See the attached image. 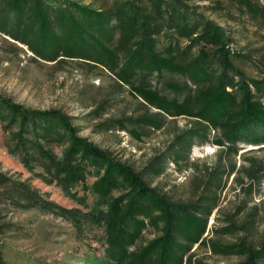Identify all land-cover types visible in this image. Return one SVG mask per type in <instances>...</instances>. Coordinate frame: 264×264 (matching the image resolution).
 <instances>
[{
    "label": "trees",
    "instance_id": "trees-1",
    "mask_svg": "<svg viewBox=\"0 0 264 264\" xmlns=\"http://www.w3.org/2000/svg\"><path fill=\"white\" fill-rule=\"evenodd\" d=\"M203 7L228 24L246 17L263 45L247 52L233 47L234 29L197 15L187 0H0V42L16 53L24 47L35 61L56 66L75 61L106 71L149 107L204 124L177 134L167 151L153 155L136 171L80 135L74 117L62 109L30 108L0 94V123L10 137L8 152L70 199L85 205L87 193L94 198L88 211L68 209L23 180L6 185L0 204L68 221L79 235L87 225L100 228L104 257L115 264H207L196 258L200 248L242 255L244 260L235 264L264 263V239L257 247L242 240L224 244L212 238L207 227L217 193L239 170L229 161L239 152L238 142L264 145V2L212 0ZM249 52H259L257 77L240 68L243 60L253 59ZM164 72L181 77V84L168 81L164 87L179 92L183 86L187 91L183 98L165 94L148 80H159ZM126 120L112 122L124 129ZM142 121L161 126L148 116ZM109 122L100 124L109 127ZM210 136L225 150L214 167L203 165L206 178L198 182L194 198L173 200L144 177L162 175L169 156L173 163L183 158L191 165L193 144L209 142ZM54 145L61 148L59 155L52 151ZM37 166L41 172H34ZM257 166L264 167V161ZM258 167L251 163L246 175L258 179ZM177 169L183 171L179 165ZM88 176L95 177L91 184ZM77 186L83 195H78ZM251 189L249 184L247 190ZM225 218L232 220L231 215ZM150 226L157 233L139 242ZM9 227L0 224V236ZM234 227L230 222L221 231L214 230L223 234ZM0 264H9L1 246Z\"/></svg>",
    "mask_w": 264,
    "mask_h": 264
},
{
    "label": "rangeland",
    "instance_id": "rangeland-1",
    "mask_svg": "<svg viewBox=\"0 0 264 264\" xmlns=\"http://www.w3.org/2000/svg\"><path fill=\"white\" fill-rule=\"evenodd\" d=\"M210 1L187 0L197 15L211 18L226 29L230 27V31L234 29L233 47L247 52L263 45V39L251 21L244 17L237 24H228L218 14L203 7ZM23 49V52L16 53L7 43L0 42V94L30 108L62 109L74 117L72 120L80 135L107 149L116 159L126 162L136 171L145 167L153 155L167 151L168 144L177 134L193 126H204L195 118L172 117L149 107L132 93L129 86L119 84L106 71L75 61L58 66L52 62L35 61L30 58L31 53ZM249 53L253 59L243 60L240 68L249 76L257 77L261 68L257 58L259 52ZM148 80L167 95L181 99L187 94L186 89L182 90L183 86L179 92L164 87L168 81L182 83L181 77L175 73L164 72L159 80L154 77ZM145 116L153 122L160 121L161 126L144 123L142 119ZM119 118L127 119L123 122L124 129L112 122ZM105 121H110V128L100 124ZM217 134L220 135V131ZM9 139L0 123V193L10 183L28 180L41 194L47 193L50 200L65 208L88 211L93 207L94 198L90 193L86 194L85 206L65 196L54 183L47 184L35 177L16 155L8 152ZM238 149L239 152L229 161L235 162L239 170L237 175L233 173L227 177L222 190L217 193V206L208 219V233L224 244L242 240L257 247L264 239V167L257 166L259 161H264V145L239 141ZM224 150L214 144L210 136L209 142L193 144L189 152L191 165H186L183 158L173 163L169 156L162 175L144 177L171 199L188 201L196 196L198 182L206 178L203 165L214 167L218 154ZM52 151L59 155L61 148L54 145ZM251 163L258 167V179L246 175ZM177 165L183 171L177 169ZM41 171L40 166L34 169V172ZM94 180L95 177L88 176L87 183ZM249 184L252 185L250 192L247 190ZM75 190L79 196L83 195L80 186ZM226 215H231L232 220L226 221ZM230 222L235 225L232 232H215L214 229L221 231ZM4 223H9L10 227L2 229L0 246L9 264H115L104 257L102 232L95 226L87 225L79 235L68 221L36 209L13 210L0 204V224ZM156 233L157 230L147 227L139 242ZM196 258L207 264H235L244 260L240 254H214L204 248L196 252Z\"/></svg>",
    "mask_w": 264,
    "mask_h": 264
}]
</instances>
